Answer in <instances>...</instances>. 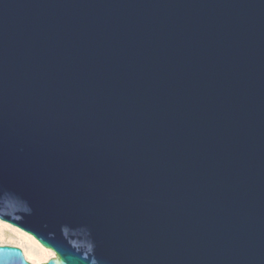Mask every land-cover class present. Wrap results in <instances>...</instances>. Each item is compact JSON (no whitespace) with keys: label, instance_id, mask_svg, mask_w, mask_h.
Listing matches in <instances>:
<instances>
[{"label":"water","instance_id":"obj_1","mask_svg":"<svg viewBox=\"0 0 264 264\" xmlns=\"http://www.w3.org/2000/svg\"><path fill=\"white\" fill-rule=\"evenodd\" d=\"M0 222L38 264H264V0H0Z\"/></svg>","mask_w":264,"mask_h":264},{"label":"rangeland","instance_id":"obj_2","mask_svg":"<svg viewBox=\"0 0 264 264\" xmlns=\"http://www.w3.org/2000/svg\"><path fill=\"white\" fill-rule=\"evenodd\" d=\"M1 224L4 225L5 223H0V226ZM12 229H15V231L17 232H14V233L11 232ZM20 233L22 232H20L19 230H17L16 228L10 225L8 226V230L0 229V246H7V247L12 246V247L18 248L21 251L24 258L26 259V261L31 264H33L32 262L44 263L52 259V257H54L53 252H50L49 250H46L43 247H41L43 249V252L40 254V252L38 251L34 253L33 258H30L29 257V245L27 244L25 240H23ZM29 260H31L32 262Z\"/></svg>","mask_w":264,"mask_h":264},{"label":"bare ground","instance_id":"obj_3","mask_svg":"<svg viewBox=\"0 0 264 264\" xmlns=\"http://www.w3.org/2000/svg\"><path fill=\"white\" fill-rule=\"evenodd\" d=\"M0 223H2V222H0ZM0 229H2V230H8V226L6 224H4V225L1 224ZM11 232L14 233V232H17V231H15V229H12ZM22 233H20V234H21L23 240H25L27 242V244L29 245V257L30 258H33L34 257V253H36L38 251L41 254L43 252V249L41 248V246L39 245V243H37L35 240H33V238L31 236H29L28 234H26L24 232H22ZM29 261H31V260H29ZM32 263L33 264H38V263H34V262H32Z\"/></svg>","mask_w":264,"mask_h":264}]
</instances>
